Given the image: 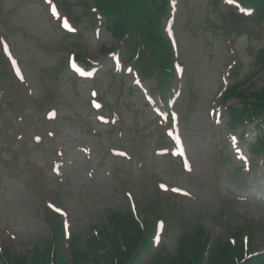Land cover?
Masks as SVG:
<instances>
[{
    "label": "rangeland",
    "instance_id": "1",
    "mask_svg": "<svg viewBox=\"0 0 264 264\" xmlns=\"http://www.w3.org/2000/svg\"><path fill=\"white\" fill-rule=\"evenodd\" d=\"M176 2L175 33L170 38L186 66L176 110L181 117L180 128L191 173H182L178 161L159 156L161 131L156 129L148 107H142L141 95H137L129 77L124 74L115 77L108 72L112 63L102 49L111 48L113 39L102 27L98 28L99 32L88 29V18L76 11L79 9L76 0H58L57 5L63 13L70 8L79 17L80 24L71 16L77 35L81 34L77 39L61 33L57 22L49 17L43 0H0L1 33L22 61L35 101L40 96L45 98L38 106L31 102L23 106L25 97L19 89L18 93L7 95L11 106L6 96L0 100V112L2 106L7 114L0 113V247L10 246L22 253L41 246L51 236L47 217L43 216V204L52 197L66 212L65 224L79 242L92 235L91 229L101 226L110 211L137 207L146 212V206L155 208L162 204L167 207L165 212L170 217L167 220L171 222L160 240L167 252L175 250L183 232L196 225L209 230L213 224H219L217 231L223 234L246 225L254 231V246L264 251V203L256 201L264 196V167L252 172L246 181L231 180V176L225 175L224 171L237 169L239 165L227 145L226 120L218 127L209 114L225 88L223 79L228 78L226 84L235 80L228 74L238 71L241 81L251 76L246 84L248 91L264 88V72L255 67V54L264 48V35L232 37L236 56L227 55V44L223 43L221 10L224 9L214 0ZM72 52L88 53L91 62L100 63L102 70L92 86L98 88L99 99L104 104L100 113L111 117L112 110L122 111L121 135L119 125L112 131L96 123L95 114L87 107L91 82L77 80L66 69H60L65 67ZM145 84L148 88L154 86L151 80ZM0 88L9 91V85L3 82ZM49 105L60 110L59 123L55 126L56 144L38 151L27 147L26 156H20L18 150L26 144L23 140L16 141L14 154H4L5 141L15 132L7 128L10 127L7 119L17 112L37 113V121L29 119L18 125L17 132L24 134V140L31 133L43 137L38 132L44 128L38 122ZM22 122L21 119L19 123ZM247 133L246 143L241 144L245 153L247 144L257 134L254 129H248ZM56 146L70 152L71 166L60 183L49 177L52 173L48 159L54 155ZM111 146L128 149L133 159L123 162L111 157L108 151ZM79 148L90 149L89 159ZM256 160L249 157L251 163ZM31 163L43 169V175L38 176L41 184H36L31 177L28 167ZM160 183L169 187L168 191L177 187L184 196L160 199L155 193ZM238 196L247 198V202H240ZM8 234L15 240L8 238Z\"/></svg>",
    "mask_w": 264,
    "mask_h": 264
},
{
    "label": "trees",
    "instance_id": "2",
    "mask_svg": "<svg viewBox=\"0 0 264 264\" xmlns=\"http://www.w3.org/2000/svg\"><path fill=\"white\" fill-rule=\"evenodd\" d=\"M98 6L108 19V29L115 36L123 33L122 26L126 18L123 14L122 0H99ZM256 6L258 10V22L264 19V0H243ZM151 23L141 29L144 31V44L154 57H159L162 63L158 64L157 69H165V54L168 49L167 43L160 37H151L146 31ZM150 32L152 30L149 29ZM118 34V35H117ZM148 45V46H147ZM147 52L149 60L156 61L150 53ZM262 62V61H261ZM262 67L264 68L263 64ZM237 87L230 88L226 98L234 95L243 102V114L250 112L262 114L264 112V89L247 93L245 90H237ZM235 111V110H232ZM98 237H92L90 241L85 242V250L77 251L78 262L75 264H131L138 258L140 246L143 241V234L134 221L130 213L111 216L108 225H104L98 230ZM210 254L208 264H254L252 261H246L245 249L240 238H236V244L232 246L228 241L216 242L209 247ZM244 249V250H243ZM46 252H37L31 258L30 264H49V255L51 249ZM206 251V241L200 235H186L183 242L174 255H160L155 264H201ZM15 264H27L23 260H17Z\"/></svg>",
    "mask_w": 264,
    "mask_h": 264
}]
</instances>
